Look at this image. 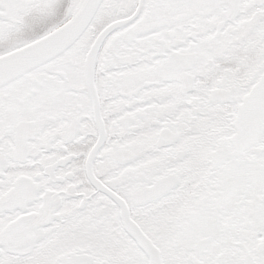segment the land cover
Segmentation results:
<instances>
[{
	"label": "snow or ice",
	"instance_id": "6c2138e0",
	"mask_svg": "<svg viewBox=\"0 0 264 264\" xmlns=\"http://www.w3.org/2000/svg\"><path fill=\"white\" fill-rule=\"evenodd\" d=\"M0 264H264V0H0Z\"/></svg>",
	"mask_w": 264,
	"mask_h": 264
}]
</instances>
